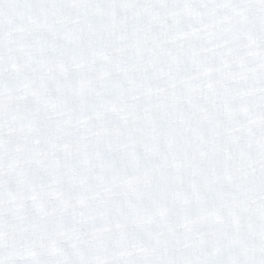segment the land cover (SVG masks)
<instances>
[{"label": "snow or ice", "instance_id": "6c2138e0", "mask_svg": "<svg viewBox=\"0 0 264 264\" xmlns=\"http://www.w3.org/2000/svg\"><path fill=\"white\" fill-rule=\"evenodd\" d=\"M0 264H264V0H0Z\"/></svg>", "mask_w": 264, "mask_h": 264}]
</instances>
